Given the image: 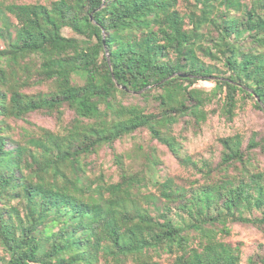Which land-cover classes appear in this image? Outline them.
Masks as SVG:
<instances>
[{"label": "trees", "instance_id": "trees-1", "mask_svg": "<svg viewBox=\"0 0 264 264\" xmlns=\"http://www.w3.org/2000/svg\"><path fill=\"white\" fill-rule=\"evenodd\" d=\"M248 98L264 112V0H0V264H242L222 237L264 233L260 143L220 137L212 160L182 139ZM139 132L199 179L165 175L151 143L126 163L115 144Z\"/></svg>", "mask_w": 264, "mask_h": 264}, {"label": "rangeland", "instance_id": "rangeland-1", "mask_svg": "<svg viewBox=\"0 0 264 264\" xmlns=\"http://www.w3.org/2000/svg\"><path fill=\"white\" fill-rule=\"evenodd\" d=\"M11 1V0H5ZM21 1V0H19ZM28 1V0H25ZM197 85L210 87L208 82H199ZM212 109V106H208ZM30 120L36 125L45 126L48 128L55 127L54 118L40 113H34L30 116ZM235 132L241 134L244 145L248 143L250 137H255L259 141V145L254 147V153L257 158V163L264 168V147L260 139L264 142V112L256 108L253 100L248 98L236 110V114L232 121L225 119L224 116L216 113H210L205 122L201 124L199 130L194 131L188 129L183 132L184 151L193 157H204L212 160H217L221 150V145L218 141L220 137L231 135ZM139 142L147 146L149 143L156 145L158 154L163 162V170L165 175H170L176 181L184 183L185 181L199 179L200 174L194 170L187 169L179 164L178 160L166 149L165 146L156 143L155 140L150 142L145 132H139L135 138L126 137L123 141L115 144L118 152H123L126 157V163H130L135 167L140 159L137 156L129 158L132 153L134 143ZM98 158V163H101L102 171L106 178H113L115 174V164L112 162L111 151L109 148L101 150ZM231 233L229 236L222 237L231 243H241L242 248V264H245L248 255L258 249V244L264 242V233L251 226H243L233 224L230 226ZM163 264H170V261L162 257Z\"/></svg>", "mask_w": 264, "mask_h": 264}, {"label": "water", "instance_id": "water-1", "mask_svg": "<svg viewBox=\"0 0 264 264\" xmlns=\"http://www.w3.org/2000/svg\"><path fill=\"white\" fill-rule=\"evenodd\" d=\"M108 61H109V57H108Z\"/></svg>", "mask_w": 264, "mask_h": 264}]
</instances>
